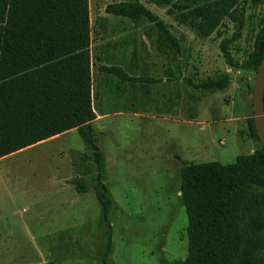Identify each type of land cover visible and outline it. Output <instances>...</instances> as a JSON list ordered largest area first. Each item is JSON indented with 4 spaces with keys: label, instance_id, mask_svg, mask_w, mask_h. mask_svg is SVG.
Wrapping results in <instances>:
<instances>
[{
    "label": "rangeland",
    "instance_id": "1",
    "mask_svg": "<svg viewBox=\"0 0 264 264\" xmlns=\"http://www.w3.org/2000/svg\"><path fill=\"white\" fill-rule=\"evenodd\" d=\"M123 1L140 2L162 20L178 38L181 56L171 60L156 52L155 28L147 20L133 24L105 14L107 5ZM241 6V25L224 19L215 33L201 38L168 16L167 7L149 0H89L94 94L101 66L119 63L142 78L123 89L115 76L102 75L111 100L104 111L110 116L95 128L103 183L113 201L109 263L184 260L188 218L180 198L179 170L186 164L229 165L256 150L255 142L236 136L253 117L256 72L228 67L219 49L223 39L240 33L230 46L233 58L243 62L252 51L264 0H242ZM110 17L126 23L133 53L110 54L116 32L124 27L109 22ZM171 66L179 70L172 84L162 80L170 76L166 70ZM221 74L232 78L224 91L199 89ZM115 112L127 114L112 116ZM73 153L90 154L76 130L0 160V264H103L96 258L101 242L99 202L93 191L79 194L67 184L76 177ZM88 166L85 182L91 185L95 165Z\"/></svg>",
    "mask_w": 264,
    "mask_h": 264
},
{
    "label": "trees",
    "instance_id": "2",
    "mask_svg": "<svg viewBox=\"0 0 264 264\" xmlns=\"http://www.w3.org/2000/svg\"><path fill=\"white\" fill-rule=\"evenodd\" d=\"M242 0H149L167 7V15L201 38L216 32L224 19L242 24ZM107 15L142 19L154 25V48L171 60L181 56L178 38L140 2L109 4ZM235 33L219 44L225 64L239 71L256 72L264 56V14L252 51L236 61L230 46ZM89 0H0V160L72 130L90 154L73 153L76 177L69 183L79 194L93 191L99 202L101 242L96 258L108 262L112 251V226L108 215L112 197L103 183V156L96 143L93 121L90 63ZM101 71L123 82H140L118 67ZM232 82L227 74L208 78L198 87L224 91ZM240 141L257 144L252 154L235 162L186 164L179 170L180 198L188 226V255L173 264H264V148L253 117ZM95 165L91 185L85 182L88 163Z\"/></svg>",
    "mask_w": 264,
    "mask_h": 264
},
{
    "label": "crops",
    "instance_id": "3",
    "mask_svg": "<svg viewBox=\"0 0 264 264\" xmlns=\"http://www.w3.org/2000/svg\"><path fill=\"white\" fill-rule=\"evenodd\" d=\"M90 14V13H89ZM106 14V13H105ZM107 15V14H106ZM108 16V15H107ZM116 17V16H115ZM90 18V16H89ZM123 18V17H122ZM109 22H118V24H122L123 29L121 28V31L119 30V32H116L115 34V38H114V42H113V47L111 48L110 50V54L112 55V57H119V56H123L125 55L126 53H133L134 51V47H133V44H132V40H130L129 38V31H125V26H126V23L121 19H116V20H113L111 17L109 19ZM90 29H91V26H90ZM91 34V33H90ZM90 50V48H89ZM103 67H118L120 68L127 76H129L130 78H137V79H142L140 77H133L125 68V66L119 64V63H113L112 65H107V66H101L99 67L98 71L100 72L101 75H99V85L97 86V92L94 94V86H93V74H92V70H91V78H92V103H93V110H94V113H95V120L93 121V127L95 129V132L97 131L96 128H95V125L97 123H99L100 121L106 119L107 117H109L110 115L109 114H106L105 113V106L107 104H109V102H111V100L109 101L107 99V94L105 92V89H104V86H103V78H102V75H105V76H108V75H112V74H107L103 71H101V68ZM178 67L177 66H171V70H166V73H168V75L170 76H167V77H163L162 80L167 83L168 81H170L172 84V82H174V74H178ZM164 71L162 70V73ZM112 76H115V75H112ZM117 79L116 81L122 86V88L124 89L125 85L127 83H131V82H123L121 81L117 76H115ZM120 86V87H121ZM113 96V95H112ZM118 99V98H117ZM95 106L97 107V110H99L98 112L96 111L95 109ZM99 108V109H98ZM123 114H127V113H123V112H115L112 116H121ZM72 131H75V130H72ZM71 132V131H69ZM68 133V132H67ZM65 134V133H64ZM63 135V134H62ZM61 136V135H60ZM58 137V136H57ZM56 138V137H55ZM54 139V138H52ZM50 139V140H52ZM47 142V141H45ZM44 143V142H43ZM41 144V143H40ZM38 145V144H37ZM26 150V149H25ZM70 180H68L67 184L71 185L69 183ZM72 186V185H71ZM181 195V194H180Z\"/></svg>",
    "mask_w": 264,
    "mask_h": 264
},
{
    "label": "water",
    "instance_id": "4",
    "mask_svg": "<svg viewBox=\"0 0 264 264\" xmlns=\"http://www.w3.org/2000/svg\"><path fill=\"white\" fill-rule=\"evenodd\" d=\"M252 111L257 135L264 148V56L256 71L252 92Z\"/></svg>",
    "mask_w": 264,
    "mask_h": 264
}]
</instances>
